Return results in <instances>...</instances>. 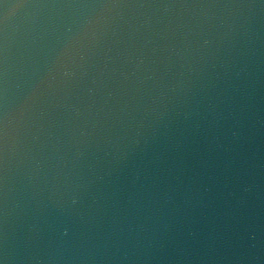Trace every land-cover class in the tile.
<instances>
[{
  "label": "water",
  "instance_id": "obj_1",
  "mask_svg": "<svg viewBox=\"0 0 264 264\" xmlns=\"http://www.w3.org/2000/svg\"><path fill=\"white\" fill-rule=\"evenodd\" d=\"M0 264H264V0H0Z\"/></svg>",
  "mask_w": 264,
  "mask_h": 264
}]
</instances>
